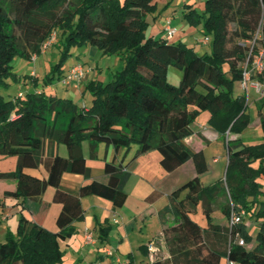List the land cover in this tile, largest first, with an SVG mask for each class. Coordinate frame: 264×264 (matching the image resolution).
Listing matches in <instances>:
<instances>
[{
	"label": "trees",
	"instance_id": "obj_1",
	"mask_svg": "<svg viewBox=\"0 0 264 264\" xmlns=\"http://www.w3.org/2000/svg\"><path fill=\"white\" fill-rule=\"evenodd\" d=\"M184 4L183 18L188 24L201 25L210 44L208 52L198 53L181 40L172 41L173 36L146 37V14L155 11V0H0V86L8 85L9 78L21 79L12 69V58L18 55L31 61L42 53L41 45L52 32L61 55L44 76L45 84L66 74L62 65L74 45H91L123 61L110 81L87 82L88 106L79 107L70 98L46 94L43 89L7 98L0 93V156H17L13 170L0 172L1 179L16 182V189L4 195L22 202L40 201L52 186L53 200L62 204L55 232L20 213L16 231L0 242V264H59L64 253L60 240L70 237L75 232L73 222L83 218L82 196L103 197L113 207L124 204L129 172L113 160L104 161L106 181L89 179L80 184L77 194L59 189L64 172L91 177L81 150L85 139L92 149L99 141L116 150L135 142L133 158L156 149L166 171L193 163L195 175L175 188L159 211L163 223L172 217V224L162 229L168 257L140 264H224L226 259L234 264H264V93L257 103L261 139L245 143L241 133L249 123L247 96L232 92L234 83L243 78L244 65L250 66L253 53L264 47V0H204L201 10ZM257 30L258 46H251ZM170 65L181 70L177 85L167 80ZM26 76L37 84V75ZM250 78L264 87V69L253 71ZM205 110L207 124L226 146L223 176L209 184L201 179L208 171L203 151L184 141L193 134L197 115ZM46 142L65 144L67 155L44 154ZM40 163L46 168L45 177L24 171ZM219 193L224 198L220 210L225 224L213 222L211 215ZM158 196L152 190L147 199ZM199 202L204 226L189 213ZM231 211L243 214L242 221L230 227ZM246 217L257 227L254 236L244 224ZM97 227L101 241L109 226L97 223ZM236 233L254 244L239 245ZM140 248L146 251L144 245ZM128 258L127 264H132Z\"/></svg>",
	"mask_w": 264,
	"mask_h": 264
},
{
	"label": "rangeland",
	"instance_id": "obj_2",
	"mask_svg": "<svg viewBox=\"0 0 264 264\" xmlns=\"http://www.w3.org/2000/svg\"><path fill=\"white\" fill-rule=\"evenodd\" d=\"M122 2L123 0H119ZM156 2V8L155 11L152 13L146 14V20H147V26L144 29L145 36H153L155 38H158L160 36L164 35L163 30V24L162 19L164 17H169L171 19V25L175 29V33L173 34L172 41H183L187 45L194 47L195 51L198 53L208 52L210 50V44L208 42H201L198 41V39L204 38L205 35L202 33L201 25H191L188 24L187 21L183 18V9L184 3H192L193 6L197 10H201L204 6V0H155ZM208 38V37H206ZM56 41V40H55ZM201 44V45H200ZM59 43H56L49 46L44 52H42L40 55H38V61L42 64H38V62L35 64L32 74L35 76L37 75L39 77V80L37 84L34 86L32 84L31 79L26 76V74H30V65L33 64L34 60H27L25 58H22L21 56L15 55L12 58L11 65L14 72H16L20 76L19 81H15L11 78H9L7 81L9 82L8 85H1L0 86V93L5 97H13L17 95V90H22L23 93L27 91H35V89H43V91L46 94H53L57 95L59 97H66L70 98L75 104H77L79 107L82 105L88 106L91 102V94L90 91L86 88L87 82L90 80L92 75H97L98 79L104 83L110 81L113 78V74L120 70L123 61L122 59L115 54H103L101 51H99L96 47L91 45H74L70 48V55L65 59L62 68L63 71H67L68 67L72 64H81L84 66L85 70H91L90 77H86V81L82 84L80 83V87H73L71 85H65L60 80H58L56 77L52 78L50 83H46L43 81L44 76L50 71V66L56 63L60 57V49L58 46ZM256 46H258V43L256 42ZM262 48V47H259ZM258 48V49H259ZM33 61V62H32ZM32 62V63H31ZM85 74V73H84ZM181 77V70L177 68L176 66L170 65L168 67L167 71V80L168 82L177 85L179 83ZM84 80V78H83ZM257 82L256 80L250 79L247 80V91L243 90V85L241 82L236 81L233 85V95L241 94L243 92L246 93L247 96V111L249 113V123L248 125L243 129L241 136L245 143H254L261 139V128L259 126V117L257 112V102H255L261 95L262 91H264V87L260 84L259 90L256 91V89L252 86L253 82ZM254 88L255 92L251 89ZM209 118V112L207 110L201 111L195 120L192 123V128L194 130L193 132V138L187 139L186 144L189 147H195L196 142L201 137V128L200 125H207ZM210 132L215 133V131L212 130V128L207 125ZM211 139V138H210ZM100 145V146H99ZM110 145V153L108 154L107 158L112 159L113 155L115 153L114 147ZM47 146V142H46ZM97 146V147H96ZM95 146V148H91L89 140L85 139L81 142V148L82 153L86 159V164L90 168V174L95 177L97 174L102 173L103 170V158L105 156V146L106 143L104 141H99L98 144ZM137 143L132 142L129 147H122L120 148V157L124 158V163H127L133 155H135V151L137 148ZM60 147L62 152H60V155H67V149L65 144L58 143L55 146V149ZM99 147V153H97V148ZM204 156L208 165V171H206L204 174L201 175V179L204 184L212 183L213 180L220 178L223 176L225 165H226V146L223 141V139H217L210 141L207 145L204 146ZM62 153V154H61ZM126 154V155H125ZM17 158L16 155H11ZM139 156V157H138ZM136 157H138L137 160H139V165L134 168L132 172L129 173V177L127 181L125 182L124 189L128 193L127 199L125 203L122 205V214L126 213L127 216L130 215L129 218L133 220L135 218V215H137V211L142 206L141 201L139 200V196L142 194L146 196L147 194L151 193L153 189H159L160 191H165L163 188H161V180L166 179V175L168 172L163 169V167L160 165L159 158L160 154L156 149H150L146 152L138 154ZM135 157V158H136ZM216 158V161H213V159ZM3 161H0L4 165H6L8 162L5 160H8L5 158L0 159ZM28 171H31L33 173L38 174H45L46 171L44 170L43 165H40L39 167H33V168H27ZM149 173V174H147ZM140 176H143L145 178L144 181L141 180ZM194 176V173L190 175H179L178 181L180 185L181 183L187 181L188 179L192 178ZM146 184V185H145ZM161 189H160V188ZM50 190V187L48 186L46 190ZM44 192L48 193V190ZM43 192V193H44ZM183 194V191L180 195ZM179 195V196H180ZM93 198H96L98 200H103L97 196H91ZM95 200V199H94ZM90 199L89 197H86L83 200V207L85 209V212L89 216L98 215L100 213L101 209H103L102 205H99L96 201ZM216 204H213L211 215L213 216V222H218L225 224L226 218L222 215L220 206L224 203V198L220 193L215 196ZM214 200V201H215ZM169 202V196L165 193L161 194L159 198L156 200V204L159 207H162L165 205V203ZM190 215L198 221V223L201 226L206 225L205 217L203 215V208L201 205V202L197 204L194 208H189ZM126 216V217H127ZM117 219L121 221L122 218H120L118 215L116 216ZM122 217V216H121ZM166 219L172 220L171 215L168 216ZM94 220V219H93ZM158 220V219H157ZM134 221V220H133ZM153 218L151 219H145V221L141 222L142 231L137 228V226L134 228V231L125 234H121L120 231L116 230V225H112L110 229V233L108 234V242L107 245L117 252L121 257H124L127 255L129 251H132L135 254V257L137 260L140 259L141 252L138 248V246L142 243H147L150 239L154 237V234H151L149 231L153 229L152 225ZM245 226L248 228L250 234L252 236L256 233V225L254 221L248 217L243 219ZM135 222V221H134ZM79 223V222H78ZM168 224L170 222H167ZM81 224V223H80ZM80 224H77L78 226ZM138 225V223H137ZM56 229V228H52ZM49 230V229H48ZM50 231H54L51 230ZM161 237L163 235L161 234ZM163 239V238H162ZM156 239L155 244L159 246V242L161 245V253L158 251V254L155 256L154 259H160L164 260L167 257H163L164 253L166 252L167 245L163 241ZM211 241L214 242V244L220 245L217 243L213 236L210 237ZM69 242L68 245L66 243ZM60 247L61 249L65 250L62 256V260L59 264H98L96 262L95 255V249L93 246L91 247H85L82 245L81 237L79 234H74L72 237H69L65 241L60 240ZM132 243V246L129 245ZM153 243V242H151ZM245 246L247 248H250L254 241L251 243L244 242ZM153 245V244H151ZM131 246V250H130ZM220 247V246H219ZM89 248V250H87ZM166 248V249H165ZM152 250V246L151 249ZM168 252V251H167ZM93 256V257H92ZM224 261V262H223ZM222 262L226 264V260H223ZM236 264V263H235Z\"/></svg>",
	"mask_w": 264,
	"mask_h": 264
},
{
	"label": "crops",
	"instance_id": "obj_3",
	"mask_svg": "<svg viewBox=\"0 0 264 264\" xmlns=\"http://www.w3.org/2000/svg\"><path fill=\"white\" fill-rule=\"evenodd\" d=\"M167 17H164L162 19V24L164 19ZM202 39V38H201ZM201 39H198V41H200ZM201 45V44H200ZM33 62V61H32ZM31 62V63H32ZM38 62H40V60L38 61V56L35 59V61L33 62V64L30 65V74H32L34 69L35 64ZM40 64H42L40 62ZM74 65H79L77 64H72L71 66L68 67V69ZM81 65V64H80ZM82 66V65H81ZM83 67V70L85 71L82 79L78 82L75 83H71L73 87H80V83L82 84L83 82L86 81V79L88 77H90L91 74V70H88ZM67 69V70H68ZM87 77V78H86ZM84 78V80H83ZM99 80L97 75H92L90 80ZM100 81V80H99ZM69 84V85H71ZM251 88V87H250ZM254 92V88H251ZM40 90V89H35ZM19 92H23L22 90H17V94ZM256 93V92H255ZM238 95V94H237ZM258 103V99L255 101ZM259 122V120H258ZM208 125V124H207ZM207 125H200L201 128V137L200 139L197 140L196 142V146L195 147H191L194 150H204V146L207 145L210 141H212V139L217 140V139H221L222 137L215 131V133L210 132L209 128L207 127ZM193 135H190L186 138H184V141L186 142L187 139H192ZM211 138V139H210ZM98 144V142L95 144V146ZM56 144H50L47 142V146L45 143L44 146V151L43 153H49L51 151L55 152V153H60L62 152V150L60 149V147L55 149ZM100 146V145H99ZM97 147V146H96ZM95 148V147H94ZM82 150V148H81ZM114 155L112 159L107 158L108 154L110 153V145L106 143L105 146V156L102 159L103 160V164L105 160L111 161L113 160L115 163H120L121 165L125 166V169L130 173L134 170L135 167H137L139 165V160L138 157H132L127 163H124V158L120 157V149L116 150L114 148ZM99 153V147L97 148V153L96 155ZM62 154V153H61ZM204 154V151H203ZM60 155V154H59ZM126 155V154H125ZM64 156V155H61ZM84 156V155H83ZM98 156V155H97ZM8 163L6 165H4L5 167H3L2 164H0V172H7V171H11L15 168L16 166V162H17V158H15L14 156H5ZM3 156H0V159L5 158ZM85 158V157H84ZM3 161V160H0ZM213 161H216V158L213 159ZM159 162H160V158H159ZM2 163V162H0ZM85 163H86V159H85ZM40 165H43V163H40L37 167H39ZM87 165V164H86ZM44 167V165H43ZM27 168H33V167H25L24 171L38 176V177H45L47 175V171L46 168L44 167V170L46 171L45 174H38V173H33L31 171H28ZM168 174L166 175V179L161 180V188H163V190L165 191H160L159 189H153V190H157L159 193V196H161V194L165 193L169 196V194L175 189L177 188L180 181H178V177L179 175H190L192 173H194L195 175V171H194V166L193 163L191 161H187L184 164H182L181 166L177 167L176 169L172 170V171H167ZM149 174V173H147ZM204 174V173H203ZM98 179L101 181H106L107 177L104 174L103 170L102 173L97 174L95 177H93L91 175L90 178L86 179L82 174L80 173H74V172H64L59 184V189L63 190V191H67L70 192L72 194H77L78 188L80 186V184L85 183L87 181H89V179ZM141 180L144 181L145 183H147L145 181V178L143 176H140ZM146 185V184H145ZM125 186V185H124ZM50 190H48L47 192L42 193L41 195V199L40 201H34L32 199H26L23 202L14 196H5L4 192L5 191H9L12 192L16 189V182L14 179L8 178V179H1L0 178V242H3L5 240V236L7 233H14L17 229L18 226V218H19V214L23 213L27 218L31 219L33 222L44 226L47 229H51L57 231L58 227L56 225V217L59 213V211L61 210V206L62 204L60 202L54 201L53 200V195L55 192V188L52 186H49ZM159 187V188H160ZM160 188V189H161ZM46 190V191H47ZM127 193V192H126ZM149 194H147L146 196L144 195H140L139 196V200L142 203V206L140 207V209L137 211V215H135V218L133 220H131L130 215L127 216L126 213L122 214V206L121 207H113L112 203L100 196L97 195H85L81 197V205L83 207V200L86 197H89L90 199L96 201L99 205L103 206V209H101L100 213H98L99 216L97 215H93V216H89L86 214L85 209L83 211V218L81 220H77L73 222L74 228H75V232L70 236L72 237L75 233L79 234L81 237V242L82 245H84L85 247H92L95 249V255L94 257H96V262H98V264H111L114 261H116L117 259L119 260H125V261H129V256L132 258L133 263L132 264H140L143 262H149L151 260H153L155 258V256L158 254V251H161V245L159 242V246H157L155 244V240H161V234H162V229L163 227L169 226L170 224H172V220L167 219L164 223L161 220V218L159 217V211L167 204L165 203V205H163L162 207H159L156 204V200L159 198L156 197L154 199H147V196ZM91 196H97L103 200H98L96 198H93ZM128 196V193H127ZM127 199V198H126ZM126 201V200H125ZM125 203V202H124ZM119 216L121 219V221L119 219H117L116 216ZM122 216V217H121ZM127 216V217H126ZM152 219V227L153 229L151 231H149L151 234H154V237L152 239H150L147 243H142L140 245H144L146 247V251L142 250L140 248V245L138 246L140 252H141V257L139 260L136 259L135 254L132 251H129L127 253L126 256L121 257L117 252L115 253V251H113V255L112 256H108L105 253V249L106 248H110L107 245L108 242V234L110 233V229L111 226L114 224L116 225V230L120 231V233L127 235V233L133 232L134 228L137 226V228H139L140 231H142V227H141V222L145 221V219ZM94 219V220H93ZM117 221H116V220ZM158 219V220H157ZM79 222V223H78ZM167 222H170L169 224ZM81 223V224H80ZM97 223L100 224H104L106 226H109V229L107 230V235L106 237H104V239H102L101 241L98 240L97 238ZM138 223V225H137ZM77 224H80L79 226ZM52 228H56V229H52ZM91 230L93 233V236L95 238L94 242L92 243H86L84 241V232L85 230ZM69 238V237H68ZM67 238V239H68ZM66 239V240H67ZM66 240H62L65 241ZM163 241V239H162ZM153 242V243H151ZM69 242L66 243V245H68ZM153 244V245H151ZM132 246V243L129 244ZM149 245L152 246V250H149ZM131 246H130V250H131ZM166 249V248H165ZM87 250H89V248H87ZM65 252V250H64ZM163 257H167L168 256V252L166 249V252L164 253V255H162ZM93 257V256H92Z\"/></svg>",
	"mask_w": 264,
	"mask_h": 264
},
{
	"label": "built area",
	"instance_id": "obj_4",
	"mask_svg": "<svg viewBox=\"0 0 264 264\" xmlns=\"http://www.w3.org/2000/svg\"><path fill=\"white\" fill-rule=\"evenodd\" d=\"M163 30H164V36L166 38L172 37L173 34L175 33V29L172 27L171 19L169 17L165 18L163 21ZM259 37H260V33L257 30L255 32L253 38L251 39V41H249L250 45L251 46L255 45ZM55 40H56V34L54 32H52L50 34L49 38L46 39L42 43L41 51L44 52L49 46H51L55 42ZM200 41L203 43L208 42V38L204 37ZM35 57L36 56L33 55L32 60H34ZM262 69H264V47L259 48L256 52L253 53V59H252L250 66H247L246 64L244 65L243 78L240 81L243 85V90L247 91V84L246 83H247V80L249 81L251 79L250 74L253 71H261ZM84 72L85 71L83 70V67L80 64L74 65L68 69V71L62 77V79L60 81L65 85L78 82L82 79ZM252 86L256 89V91H258L259 87H260V83L254 81L252 83ZM262 93H264V91H262ZM21 94H22L21 92L18 93V95H21ZM82 106H84V105H82ZM242 214H243V211H240L239 213H235L234 211H231L230 215H229V219H228L229 226L231 227L232 225L241 222L242 221ZM83 237H84V241L86 243H92L95 240L92 231L88 230V229L85 230ZM235 242H237L239 245H244V240L242 237H240L238 235V233L235 234ZM148 248L151 249V246L149 245ZM105 253L108 256H112L113 250L111 248H106ZM111 264H127V261H125V260L121 261V260L117 259L116 261H114ZM226 264H234V263L232 261L226 259Z\"/></svg>",
	"mask_w": 264,
	"mask_h": 264
}]
</instances>
